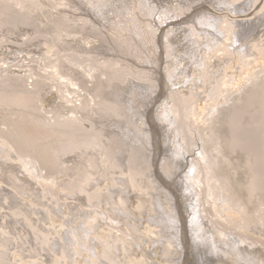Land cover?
I'll list each match as a JSON object with an SVG mask.
<instances>
[{"label":"bare ground","instance_id":"1","mask_svg":"<svg viewBox=\"0 0 264 264\" xmlns=\"http://www.w3.org/2000/svg\"><path fill=\"white\" fill-rule=\"evenodd\" d=\"M7 1L9 2L12 1V2L8 4ZM7 1H6L7 3L4 6L3 5L0 6V16L6 13L4 12L6 8L8 10H14L15 14L18 13V11L14 9L13 7L14 5L20 7V10H23L25 8L30 9V7H27L26 1L24 0H7ZM55 1L60 3L59 0H55ZM60 1L61 2L64 1L65 5L62 4L56 5L54 2L55 6L59 11L65 10L66 12L69 13L74 12V15L78 19L80 20L82 19L81 16H79L81 14L78 13V12L83 13L85 11V9L82 8L83 6L82 2L80 1L69 2L67 0H60ZM220 1H222V4L221 5L219 4L220 5L219 9L212 8L215 11L210 9L211 7L210 8L208 7L209 0H185L184 1L185 3L171 0L170 4H169V0H86L84 3L87 5L88 9L91 10L93 14H95L94 16H99L100 18H102L101 20H103V22L105 23L104 27L101 26L103 25L101 21L100 22L102 24L98 23V25H100L102 29L103 28L106 29L108 26H110L115 28V30L117 29L121 31V33L124 34L128 33V37L130 36V34H132V36L129 37L132 43L136 42L134 40L135 39L134 36L137 35L138 38H140L139 39L140 43L144 44L143 46L145 48V52L144 51L142 52L143 54H145V56L148 54L146 57L148 60L147 64L150 66V68H152V70L157 72L156 64H160L159 62H161V60H164L165 62L167 61L166 65L165 62L161 63L163 64V66L165 65V68L162 71H164V73L169 77V79L168 78L167 79L170 81L169 86H171V88H173V85H177L178 83L182 84L185 81L184 79H186L187 87L186 88L176 87L174 90L172 89L173 91H171L170 93L168 92L169 95L167 94V98L164 102V105L161 104V106L158 107L159 110L156 111L157 113L156 117L159 120V123L162 125L161 129L164 134L163 150L165 151L164 152L161 151V153L166 152L165 157L166 158L168 157L167 159H170L173 163L175 162L178 163V165L182 163L181 168H183L185 166H188L186 164V161L190 162L189 156L191 155L195 156V154H192L193 150H191V147L199 146L200 143L198 144V142H201L200 157L198 158L194 157L193 159H191L189 165L193 168L188 175L184 174L179 178L180 174L177 170L173 168L174 164L172 163L173 164L172 173H175L176 177L173 179V177H170L168 175L169 177L167 178L169 180H172L173 182L177 178H179L177 182L176 181L174 182V185L176 186V189L179 192V195L178 194H177L178 196L176 195L177 197L175 196L173 197L175 200L172 203L173 209L175 208L174 213H171L167 207V204L165 205V202L162 201L164 197L163 199H161L162 192L160 187L164 186L163 181L159 180L160 177L158 176L156 171L153 174L152 179L155 182L156 187L158 188V192L154 193L157 199L156 204L157 207L159 209L161 208V210L165 214H163L164 216H162L161 214H150V213L148 214L147 213L148 210H147L146 215L148 214L153 222L163 225L164 226V227L162 226L163 230L167 231V233L168 231L170 232L168 234L166 233L167 235L165 234L164 236L162 235L161 238L159 236L157 237L158 234L157 232H159V230H151L150 235L151 236L154 235L153 236L154 243L152 246V251L148 253L144 252L145 250L142 248L141 242H138L136 239L131 237L128 238V248H127L128 259L126 260L122 258L124 255V249L119 246V251H118L116 249L117 246H115L114 243L115 240L113 239L114 238L113 235L108 233L106 238L102 239L101 242L102 248L104 250L103 254L106 260L104 261L103 264H150V262L151 263L153 262V258L150 256V254H152L153 257H157L158 249L163 250V254L161 256L162 259L166 261L170 260L173 262V264H182L184 262V261L181 262L183 259L179 262V259L176 257V253H177L176 249H178L177 248L178 246L176 245L177 242L183 241L182 239V237L184 236L183 230L185 229L188 230V231L185 230L186 231L185 236L187 235V241L189 242L190 245L189 248L190 255H192V258L193 257L195 258L197 264H259V262L260 264H262V262L264 264V260H263L264 244L261 243L260 241H256L255 239H253V237H247V236L241 237L237 233L234 234L227 227L229 225V222L226 219V217L232 216L229 213V210L234 211L236 215L237 213L245 214L246 210L245 209L242 210L241 208L244 205L241 206V203H235L234 206L239 207V209H235L233 204L232 203L230 204V201L228 199L225 200L226 198L225 199L223 198L224 194L220 192L219 193L222 194L223 197H221L219 194L218 195L219 202L216 201L217 200L216 190H218L219 187H224V186L225 188L227 187L226 185L227 182L225 183L224 179L222 180L223 177L222 172L229 167H233L236 171V175L241 179V183L245 188L247 200L250 204L257 203L261 195L264 194V182H263L264 175L260 174V172H258L256 169V164L259 162L256 143L259 142L261 137H264V120L260 118V115L262 113L264 114V65L262 67L260 66L258 69H254V70L252 69L253 71L250 73L249 72L245 73L248 76L246 82L249 84L244 87L242 86L237 87L234 91L240 90V92H238V94L235 96H233V92L232 93L227 92L228 95L227 94L223 95L222 93L225 92L224 89L228 87L232 88L237 84L236 78H234L235 80L233 79L234 84L231 83L232 80H230L229 78L224 80L222 84L216 82L210 83V81H212V78L214 77L212 75V71H214V75H216L217 71L214 69H217L219 72L222 66H226L225 65L226 61L229 60L232 61L228 66L230 68H234L235 66L234 60L236 57V62L238 64H242V62L245 61L244 62V64L246 63L245 67H248L247 65L249 61L248 59L245 60L246 55H248L246 58H249L250 55H254V54H257L258 56L261 57L260 52L264 53V47H262L264 45V37L261 38L260 40L259 39L256 40V42L252 45L251 48L247 47L241 49L242 53L240 52L236 53L237 49L236 51H232L236 47H234V45L231 44V40L234 39L233 43L238 44L237 47H240L239 43L242 41L243 38H246L247 36L249 37L250 35L248 34H252L253 31H257L258 29L262 28V25L264 24V0H250V1L245 0L243 3L240 4L236 3L239 0H220ZM44 3H46V1H44ZM244 3L246 4L250 3L248 9H245V7L243 8ZM32 4L36 8H38L40 4V0H32ZM68 5L72 7H67ZM257 7H259L258 10H260V8L263 9L262 10L263 13L261 14V16L258 14L254 19L248 18L245 19L244 21H240L236 19L237 17H240L239 13L248 12L249 10H253L252 13L249 15V17L254 16ZM42 9L44 8L42 7ZM216 10L220 11V13L217 12ZM9 14H11L10 16L11 19L7 20V22H4L0 18V21L2 23H6L7 25H9V27H14L13 28L14 30H23L25 28L24 27L25 24L21 23L18 17L22 15H16L15 17L12 15V13ZM46 15L47 14L44 13L43 16L44 19H48ZM52 23L53 25L56 26V28L62 25L61 30L66 31L65 29H63L66 28L64 24H59L58 22H52ZM107 30L106 32L109 33L108 32L109 30L108 31ZM160 36L162 38V41L164 40L163 44L165 46V50L163 48V51L161 49L162 44L160 45L161 43ZM163 52L165 54V59H163L162 57ZM207 53H209L210 56H213L215 54H219V56H222L221 55L222 53L227 56L223 58V60L220 62L217 60L218 68H216L215 67L216 65H214L215 68L213 70H209V67L211 68V65L213 63L210 62V60H208L207 62H201L204 59H206L207 56L205 55H207ZM234 53H236V55H234ZM242 54L244 57L237 56ZM35 59L39 60L40 62L38 67L41 68V64H42V69L44 74L37 72L35 67L31 66L30 73L29 72L26 73V74H30L31 76L29 78L32 79V82L28 83L29 87L25 85L22 90H18V89H14L12 86H7V87L6 85L2 86L1 85L2 82L7 84L9 83V81L18 78V76L16 75L7 76L4 74L0 75V107L19 108L21 109L20 111L22 113L20 119L24 120L25 122L28 119L29 122L27 121L26 123L28 124L26 125L30 124L34 132L26 131L27 133L24 132V134H21V136L23 137L22 138L24 142L23 144H25L24 147L27 146V149L29 148L30 150H42V153L45 152L49 154H54L55 156H59V154L67 156L68 153L72 154L79 147L86 150L87 153L93 151L92 152L93 154L90 156V158L88 155L86 157L88 159L89 166L88 165L78 166L77 169L70 170L68 171V173H70L73 176H76L75 177L76 181L82 182L83 184L91 183L92 189L93 190L96 189L95 192L93 193L94 195H98L100 193H102V195L103 193L106 194V191L103 188L99 189L97 187L98 184H100L99 182L96 183L89 179L92 173L89 171L88 168L94 167L93 158L97 157V155H95L94 153L99 154V152L103 151V155L108 157L107 147L104 146L102 143H100L99 140H97L95 136H93V134H90L89 132L87 134H84L83 131L84 128L86 129L94 128L93 125L90 123V121L93 120L94 122H98L96 117L100 115V112L98 110L99 108L96 109L97 106L99 105L96 102V98L93 97L92 99H88L84 94L83 95L80 94L81 89H88V88L86 87V85L84 86L80 84L83 83V81H81L82 78L81 79L78 78L77 74L74 73L76 72V70H78L77 68H79L77 65L76 67L75 66L68 67L66 62L65 61L63 62L59 57L57 60L53 61L52 63L51 62L46 63L44 60H47L48 57L46 56L44 57V54L36 55ZM70 60H73L74 63L81 64L86 70H88V72L83 71V73L87 74L88 77L93 78V81L96 80L98 76H101L102 74L104 75L103 71H101V68L98 65L96 66V63L95 64L78 63V59H76L75 57H70ZM256 61L257 60L255 58L253 62ZM190 65L192 67L191 69H188ZM203 65H205V68H201V66ZM21 70L24 69L21 68ZM152 70H147V71L153 73L154 71ZM208 70L211 72H208ZM201 73L202 75H200ZM209 73L211 75H209ZM205 75H207V77ZM201 76L202 78H200ZM216 77L218 76L216 75ZM50 78H54L56 83H58L61 87L62 85L63 87L66 86V89L63 90L66 93L69 92L70 86H72V89L77 87V90L75 91H77L78 93L79 101H76V103H80V101H83V99L85 98V102L83 104L71 105L69 107L70 116H67L68 113H66V115L62 113H57L49 117L47 116L48 113L51 114L52 112L46 111V115H45L42 109L37 105L38 101L43 100L42 97H43V92L46 89L45 86H48L45 84L44 81L49 80ZM157 80L159 81V79ZM132 82L134 84L132 88L140 87L139 89H137L141 94V98H139L141 99L140 102H142V104H146L147 97L145 98L144 94L150 88L151 89H155V88L154 87L149 88V84L142 83L141 81H132ZM188 82H192V83L188 84ZM197 83L202 85L196 86ZM207 83H209V88L213 87L215 83V87L211 91L210 99L212 102L218 101L217 104L210 103L211 106L209 108L207 105H204V103L202 102L201 95L204 92L199 91L202 89H206ZM126 87H128V84H126ZM207 93L208 90L205 91V94ZM149 94L152 93H148V96ZM134 95L135 94L132 93V97ZM49 97L50 95H48L46 102H48ZM150 97L151 96H149V98ZM127 98L129 99V97ZM222 99H224V102H221ZM147 105L148 104L143 105V107ZM143 107H139L134 103V106L132 108H134V112L136 113L137 112L146 113L144 112L145 111L144 109L146 107L144 108ZM198 108L200 109V111H196ZM132 110L131 111L128 110L130 113L132 112V116L130 115L128 116V121H131L133 119H139V116H137V114H135ZM198 112L201 113L199 117H197ZM173 119H175L176 121L179 120L180 126H182L181 129H179L180 127L173 128L170 126L171 125L170 123H167L168 121H172ZM199 122L202 123V125H200L201 127H199V125H196V123ZM123 124L124 127L121 129L120 132L122 133L130 132L128 123L125 122ZM147 126L152 130L149 124ZM114 129L115 127L104 128V131H106L107 133V132H112ZM42 130L44 132H41ZM144 131H143V135H136V133H134L133 130L131 131V134L133 135L134 138H138L139 140L142 141L140 144H138V141L134 143L137 145V147H139L138 149L147 148L148 151H150L149 149H152L153 144L150 143L151 138L149 137V133ZM174 131L177 132L175 134V137L173 136ZM248 132H251V134H248ZM5 136L6 135L2 136V139L7 141L9 144H11L13 148L10 149V152H12L17 156L19 155L20 160L23 159L24 152L26 151L24 147H22L23 146L22 143L20 146L19 144H16L15 141L12 142L11 139L9 140L8 137ZM57 139L65 140L67 144L65 143L64 146H62L63 148L60 147L61 149H57L52 144ZM80 141H81V145L78 146ZM174 141H176L175 143L177 144L178 148L173 144ZM208 144L210 146H208ZM136 145H134V147ZM171 153L175 154L176 157H174ZM0 158H2L0 159V163H1L0 168L2 172V173L0 172V179L10 184L14 189L21 188L22 186L29 189L26 183H29L32 186L36 183V185L40 187V185L34 180V178L32 177L29 171H26L25 169H21L24 174L16 172L17 164L11 161V158L9 157L6 151H4L3 156H0ZM30 159L33 162H29V163L23 162V163H28L26 167L29 166L34 168L36 167L45 168L43 165H41V162H39L37 158L35 159L30 158ZM167 159L161 167L162 170H164ZM79 160H81V158ZM120 160L122 164L125 165L126 168L128 167V169H130L131 166L129 165L130 162L129 158H128V164L125 159H120ZM170 160L168 161L170 162ZM200 160L201 162L202 161L206 162V167L204 168L201 167L200 165L201 162H198ZM64 166L65 164H63V167ZM18 167L21 168V165H18ZM138 169H140V167H138ZM191 175L193 177L189 178ZM127 179L128 182L121 181L120 185L122 184L121 186L127 187L129 191L127 192L124 189L125 187L124 188L120 187V191L126 195V198L128 194V202L131 203V197H132L131 190L134 189V187L135 188L137 186L140 187L143 183V179L141 178V175L135 171H133L132 176L128 177ZM190 181H193L194 184L197 182L196 183L197 186H194L193 182L190 183ZM199 183H201L202 186L204 185L203 188L204 190L206 189L205 192L206 191L210 192L209 194L207 193L209 195L208 198L210 200L209 199L208 201L206 200L207 196L206 198L205 196L202 198L201 194L204 193V190L200 189ZM229 186L230 185L228 182V187ZM84 187L90 189L89 187H87V185L86 186L84 185ZM0 196H2L0 197V199L1 198L3 199V197L5 196L6 198L9 197V199L14 205L17 204L19 200L17 195H15V193L8 188H6L5 193L3 192L2 195ZM202 199L204 200V207H206V210H203V203L200 204V201ZM81 201H82L81 196L77 195L76 200H74L70 205L69 208L74 214H76L77 212L78 213L80 212L79 214L83 213V211L80 209L81 206H79L81 203L78 204V202ZM85 201H88V199L86 198ZM144 207L145 206L142 205V201L139 202L138 211L139 210L142 211ZM147 207L152 209V204H148ZM124 208L125 207L122 208L118 205L115 208V210L122 212L130 210L128 208H127L128 210H124ZM74 209L76 211H74ZM55 210L56 209H54V211ZM40 212H43L45 217H48V211L41 209ZM57 212L59 215H61V212H59L58 210ZM130 212L127 213L129 217L128 221L131 222L130 227H132L131 228L132 231L136 233L138 231L137 225H139V227L142 226L145 220L141 221L140 218L133 217L134 215L132 214L133 215L132 216ZM85 213H87V211H85ZM79 214L76 215L77 219L85 218L84 216H81ZM116 214L117 212H115V215ZM123 215L124 214H122V216ZM110 218L112 221L115 222V219H113V215ZM10 222H12L11 217H10ZM170 223H172L173 226H175L176 224H180V227L178 226L179 227L178 229L176 228V226L170 227L169 226ZM167 226H169V228ZM110 227H111L110 229L117 231L116 234L120 232L123 233L120 227H116L115 225ZM1 229H3V226ZM41 230L42 231L37 230L38 236H40L39 234L43 233L47 229H45V227L42 225ZM83 231L85 232L86 230ZM128 231H129L128 236H132V234L130 233V228H128ZM76 234L79 236L80 233L78 234V231L76 233L73 232L74 237ZM68 236L71 239L70 235ZM87 238L88 236H86V239ZM91 239L95 242V245L93 246H95L96 249V246H98L96 238L91 237ZM144 240L148 242L147 239ZM132 242L134 243V246H132ZM59 244H60L59 246H62V243ZM59 246L57 245L56 249L60 248ZM0 248H2L1 244H0ZM137 248H139V253L143 252V258H141L138 255ZM260 248H262V250H260ZM90 251L91 249L90 250L85 249V252L89 253V255H87L88 256L87 259L89 260V262L92 263V257L93 256L96 257V256L94 253H90ZM41 254L45 258L40 257L41 259L38 258L36 260L33 258L34 260L31 259V261L27 262V264H33V263L36 264L37 260H41L40 264H52V263L54 264V262L55 263L57 262L56 261L57 259L54 260L53 258L54 256L51 254V252H49L48 249L45 252H41ZM119 254L121 256H119ZM75 255H77V253H75ZM3 258L4 256L0 255V259ZM74 260L77 261L75 257L73 258V261ZM152 264H159V263L156 262Z\"/></svg>","mask_w":264,"mask_h":264},{"label":"rangeland","instance_id":"2","mask_svg":"<svg viewBox=\"0 0 264 264\" xmlns=\"http://www.w3.org/2000/svg\"><path fill=\"white\" fill-rule=\"evenodd\" d=\"M6 1L7 0H0V6L2 5L4 6L7 2L8 4L12 2V1L10 2L9 1L6 2ZM24 1H26V5L27 7H30V9L25 8L23 10H20V7L14 5L13 6L14 9H16L18 13L15 14L14 10H8L6 8L4 12H6L7 14L4 13L0 16V18L4 22H7V20L11 19L10 17L11 14L9 13H12V15L15 17L16 15H22L18 17L20 19V22L25 24L24 26L25 28L23 30H14L13 29L14 27H9V25H7L6 23H2L0 21V75L4 74L7 76H11V75L18 76V78L9 81V83H7L8 85L3 82L1 83V85L2 86L6 85V87L12 86L14 89L22 90L25 85L28 86V83L32 82V79L29 78L31 75L26 74L28 72L30 73L31 66H34L37 72L44 74L42 69V64H41V68L38 67L40 62L39 60L35 59L36 55L44 54V57L45 56L48 57L49 60L48 59L44 60L46 63H50V62L52 63L53 61L57 60L59 57L63 62L64 61L66 62L68 67L70 66L76 67V65L79 67L77 68L78 70H76V72L74 73L77 74L78 78L80 79L82 78L81 81H83V83L80 84L84 86L86 85V87L88 88V89H81L80 94L82 95L84 94L88 99H92L93 97L96 98V102L99 104L96 109L99 108L98 110L100 112V115L96 117L98 122H94L93 120L90 121V123L93 125L94 128L92 129L84 128L83 130L84 134H87L88 132L90 134H93V136H95V138L99 140L100 143H102L104 146L107 147V152H108L107 153L108 157L103 155V151L99 152V154L94 153L95 155H97V157L93 158L94 167L88 168L89 171L92 173L89 179L96 183L99 182L100 184H98L97 187L99 189L103 188L106 191V194L103 193L102 195V193H100L98 195H94L93 193L95 192L96 189L94 190L92 189L91 183L83 184L82 182L76 181L75 180L76 176H73L70 173H68V171L70 170L77 169L78 166H82V165L89 166L88 159L86 157L88 155L90 158V156L93 154L92 153L93 151L87 153L86 150L79 147L72 154L68 153L67 156L62 154H59V156H55L54 154H49L45 152H43L45 153L43 154L42 150H30L29 148L27 149V146L24 147L25 144H23L24 142L22 140L23 137L21 136V134H24V132L26 131L34 132L30 124H29L30 126L26 125L28 124L26 123L28 119L26 122L20 119L22 113L20 111L21 109L19 108L0 107V145H1L0 156H3L4 151H6L9 157L11 158V161L17 164L16 172L24 174L21 169H25L26 171H29L32 177L34 178V180L40 185L39 187L36 185V183L33 186L30 185L29 183H26L29 189L25 188L24 186L22 187L19 186L21 188L14 189L10 184L0 179V195H2L3 192L5 193V189L8 188L11 189L15 193V195H17V197L19 198L18 203L15 205L11 202L8 196H7L8 198H6L5 196L3 197V199L2 198L0 199V244L2 245V248H0L1 251L0 255L4 256L3 259H0V264H27V262L31 261V259L33 258L35 260L38 258L41 259L40 257L45 258L44 256H42L41 252H45L47 249L54 256L53 257L54 260L57 259L56 260L57 262L56 263L54 262V264H103L104 261L106 260L103 254L104 250L102 248L101 242L102 239L106 238L108 233L113 235L114 237L113 239L115 240L114 242L115 246L118 247V248L116 247V249L119 251V246L124 249V255L122 258L125 260L128 259L127 248H128V238L130 237L142 243V248L145 250L144 251L145 253L151 252L154 243L153 242L154 235L153 236L150 235L151 230H159L160 233L157 232L158 233L157 237L158 236L161 237L162 235L164 236V234L167 235L170 232L168 231L167 233V231L163 230L164 226L159 223L153 222L152 219H150V216L148 215L149 213L161 214L162 216H164L163 214H165L163 213L161 208L159 209L157 207L156 204L157 199L154 193L158 192V188L156 187L155 182L152 179L154 172L155 171L157 172L158 176L160 177L159 180L163 181L164 183V186L160 187L162 192L161 199H163L164 197L162 201L165 202V205L167 204L169 211L171 213H174L175 208L173 209L172 203L175 200L173 197L174 196L177 197L179 195V192L177 191L174 182L175 181L177 182L179 178L184 174L187 175L189 174V172L193 168L189 165L191 159H193L194 157L195 158L200 157V153H201V148H200L201 142H198V144L200 143L199 146L191 147V150H193L192 154H195V156L192 155L189 156L190 162L186 161V164L188 166H185L183 168H181L182 163L178 165V163L176 162L173 163L170 159H167L168 157L167 158L165 157L166 152L161 153V151L162 152L165 151L163 150L164 134L161 129L162 125L159 123V120L156 117L157 114L156 111L159 110L158 107H160L161 104L164 105L168 92L170 93L176 87L177 88L187 87L186 79H184L185 81L182 84L178 83L177 85H173V88H171V86H169L170 83V81L168 80L169 77L164 73V71H162L164 70L167 61L165 62L164 60H161V62H159L160 64H156L157 72L152 70V68H150V66L147 64L148 61L146 58L148 55L147 52H146L147 54L146 56L142 52V51L145 52V48L143 46L144 44L140 43L139 40L140 38H138V36L135 35L134 40L136 42L132 43L129 38L130 36H132V34H130V36L128 37V33L124 34L116 29L118 31L117 32L115 28L110 26L107 27L109 31L107 30V28L102 29L105 23L103 22V20H101L102 18H100L99 16H94L95 14H93V12H91V10L88 9L87 5L84 4L86 0L85 1L67 0L69 2L80 1L83 3L82 8H84L85 9L84 12L87 13L78 12L81 14L79 15L82 18L81 20L74 15V12L69 13L66 12L65 10L59 11L57 9L55 4L65 5L64 1L61 2L59 0L60 3H58L55 0H40V4L38 8H36L32 4V0H24ZM44 1H46L47 5L46 3H44ZM175 1H179L183 3L185 0H175ZM244 1L245 0H239L236 3L240 4L243 3ZM246 1H250V0H246ZM170 3L171 0H169V4ZM217 4L221 5L222 1L209 0L208 7L209 8L211 7L210 9L212 8L219 9L220 5L218 6ZM249 5L250 3L248 4L244 3L243 8L245 7V9H248ZM42 7L44 9H42ZM67 7H72V6L68 5ZM258 8L259 7H257V9L255 10L254 16L249 17V15L253 11V10H249L248 12L239 13L240 15L239 14L238 15L240 17H237L236 19L240 21H244L245 19L248 18L254 19L258 14L261 16V14L263 13L262 12L263 9L260 8V10H258ZM214 9L212 10L215 11ZM217 12L220 13V11ZM44 13L47 14L46 16L48 17V19H44L43 17ZM100 21L103 23V25H101L102 27L98 25V23L102 24ZM52 22H58L59 24H64L66 28L63 27L62 28L65 29L66 31L61 30L62 25L60 26L58 25L59 27L56 28V26L53 25ZM101 29L104 31H102ZM106 30L109 33H107ZM124 35L127 37H125ZM248 35L250 36L243 38L241 41L242 43L241 42L239 43L240 47H237L238 44L233 43L234 39H232L231 44H233L234 47H236L232 51H236L237 49L236 53L239 52L242 53L241 49L247 47L251 48L252 45L256 42V40L258 39L260 40L261 38H263L264 24L262 25V28L258 29L257 31H253L252 34H248ZM163 41L160 36V42H161L160 45L162 44L161 45L162 51L163 48L165 50ZM262 47H264V45ZM164 52L162 53L163 59H165ZM236 53H234V55H236ZM221 55L222 56H219V54H215L213 56H210V54L207 53V55H205L207 56L206 59H204L201 62H207L208 60H210V62H212L213 64L211 65V68L209 67V70H213L215 67L218 68V61L219 62L222 61L223 58L227 56L223 53ZM260 55L261 57L258 56L257 54L250 55L249 58H246L248 56L246 55L245 60L248 59L249 61L247 65L248 67H245L246 64V63L244 64L245 61H243L242 64H238L236 62V57L234 60V65H235L234 68H230L228 66L232 61L229 60L226 61V63L224 61L226 66H222L219 72L217 69H214L217 71L216 75L218 77H216V75H214V71H212V75L214 77L212 78V81H210V83L216 82L222 84L224 80L229 78L230 80H232L231 83L234 84L233 81L235 80L234 78H236L237 84L232 88H229L227 86L228 88L224 89L225 92H223L222 94L228 95V93L233 92V96L237 95L238 92H240V90L234 91L237 87L240 86L244 87L249 84L246 82L248 76L245 73L246 72L250 73L254 69H258L260 66L262 67L264 65V53L260 52ZM237 56L241 57L243 56V54ZM70 57H75L76 59H78V63H86V64L96 63V66L98 65L101 68V71H103L104 75L102 74L101 76H98V78L94 80L95 81L94 83L93 78H90L88 77L87 74L83 73V71L88 72V70H86L81 64L74 63L73 60H70ZM255 58L257 61L253 62ZM162 62H165L164 66L163 64H161ZM214 65L216 66L214 67ZM191 67L192 66L190 65L188 69H191ZM21 68L24 70H21ZM201 68H205V65L201 66ZM147 70H152L155 73L154 72L151 73L150 71L148 72ZM209 70L208 72H211ZM200 75H202V73ZM209 75L211 74L209 73ZM205 76L207 77V75ZM200 78H202V76ZM50 79L44 81L45 84L48 86H45L46 89L43 92V97H42L43 100L38 101L37 105L42 109L45 115H46V111L52 112L51 114L48 113L47 116L49 117L57 113H62L64 115L68 113L67 116H70L69 107L71 105L83 104L85 102V98L83 99V101H80V103H76V101H79L78 93L77 91H75L77 90V87L72 89V86H70L69 92L66 93L63 91L66 89V86L63 87L62 85L61 87L58 83H56L54 78H50ZM157 79H159V81ZM85 80L88 82V84ZM132 81H141L142 83L149 84V88L150 87L155 88V89L150 88L152 91L149 89L147 90L148 92L146 91V93L144 94V97L145 98L147 97L146 104H148L147 106H144L146 107L144 109L145 110L144 112H146L147 114L143 112L136 113L134 112V108H132L134 106V103L139 107H143V105H146L140 102L141 99L139 98H141V94L139 93V90H137L140 87L132 88V86L134 85ZM190 83L192 82H188V84ZM126 84H128V87H126ZM199 85L202 84H198V83L196 84V86ZM214 87H215V83L213 87L210 88H209V83H207L206 89L201 88L202 90H199L200 92L202 91L204 92L201 95L202 102L204 103V105H207L208 108L211 106V104H217L218 102V101L212 102L210 99L211 91L214 89ZM207 90L208 93L205 94V91ZM132 93L135 94L133 97H132ZM148 93H152L149 94V96H151L150 98H152L153 96L152 99L149 98ZM48 95H50V97L48 98V102H46ZM127 97H129V99ZM221 102H224V99H222ZM130 109L131 110L133 109L132 111L135 114H137V116H139V119H133L131 121H128V116L129 115L132 116V112L131 113L129 112L131 111ZM196 111H200V109L198 108ZM200 115L201 113L198 112L197 117H199ZM260 118L264 120L263 113L260 115ZM125 122L128 123L130 132L122 133L120 131L124 127L123 123ZM167 123H170L171 124L170 126L173 128L180 127L179 129H181L182 127L180 126L179 120L176 121L175 119H173L172 121H168ZM148 124L150 125L152 130L147 126ZM196 125H199V127H201L200 125H202V123L199 122L196 123ZM110 127H115V129L112 132H107L108 133L107 134L106 131H104V128H110ZM132 130L134 133H136V135H143V131L149 133V137L151 138L150 143L153 144L152 149H149L150 151H148L147 148L138 149L139 147H137V145L134 143L138 141V144H140L142 141L139 140L138 138L133 137V135L131 134ZM41 132L44 131L42 130ZM176 133L177 132L174 131L173 133L174 137ZM3 134L6 135L5 137H8L9 140L11 139L12 142L15 141V143L19 144L20 146L22 143L23 145L22 147H24L26 151L24 152L23 159L20 160L19 155L17 156L12 152H10V149H13L12 145L9 144L4 139H2V136H4ZM248 134H251V132H248ZM175 142L176 141H174L173 144L177 146ZM65 143L67 144L65 140L57 139L52 144L55 148L61 149L63 148L62 146H64ZM131 143L133 146L131 145ZM256 144H257L256 145L257 154L259 156V162L256 164V169L258 172H260V174L264 175V149H263L264 137H261L259 142ZM80 145H81V141L79 142L78 146ZM134 145L136 146L134 147ZM208 146L210 145L208 144ZM171 154L174 157H176L175 154L173 153ZM30 158L33 159L37 158L39 162H41V165H43L45 168L43 167L34 168L29 166L26 167V165H28L29 162H33ZM80 158L81 160H79ZM128 158L130 159L129 162V165L131 166L130 169H128V167L126 168L125 165L122 164L120 160V159H125L128 164ZM166 159L167 162L165 164L164 170H162L161 167L163 163H165ZM168 160H170V162ZM23 162H28V163H23ZM198 162H201V160ZM63 164H65L64 167ZM18 165H21V168L18 167ZM172 165L174 166L173 168L177 170L180 174L179 178H177L174 182L167 178L169 176L173 177V179L176 177L175 173H172ZM200 165L202 168H204L206 167V162L202 161ZM138 167H140V169H138ZM133 171L141 175V178L143 179V183L140 187L137 186L136 188L134 187V189L131 190L132 197L130 203L128 202V194L126 198V195L120 191V187L121 188L125 187V186H121L122 184L120 185V183L121 181L128 182L127 178L132 176ZM0 172H1V168H0ZM222 176H223L222 180L224 179L225 183L227 182L226 184L227 187L226 188L225 186L219 187V189L216 190L217 191L216 201L219 202L218 195L220 193H223L224 197L222 194H220V196L223 197L224 199L226 198L225 200L228 199L230 201V204L232 203L234 206L235 203H241V206L244 205L241 207L242 210L244 209L246 210L245 214L237 213V215L234 213V211L229 210V213L232 216L226 217V219L229 222V225L226 226L234 234L237 233L241 237H246V236L253 237V239H255L256 241H260L261 243L264 244V194L261 195V197L259 198L260 200L258 199L260 204L258 201L255 204H250L246 197L245 188L241 183V179L236 175L235 169L233 167L226 168V170L222 172ZM192 177L193 176L191 175L189 178ZM192 182L193 181H190V183ZM228 182L230 185L229 187H228ZM196 183L194 184L193 182V185L197 186ZM84 185L85 186L87 185V187H89L90 189L85 188ZM199 185H200V189L204 190L203 188L204 185L202 186L201 183H199ZM124 189L127 192L129 191L127 187H125ZM205 190L204 193L201 194V196L202 198L204 196L206 198L207 196L206 200L208 201L209 199L208 194L210 192L207 191L205 192ZM77 195H80L82 198V201L78 202V204L81 203L79 206H81L80 209L83 211L82 214H79L80 212L77 213L81 216H84L85 218L77 219L76 215L78 214L76 212H75L76 214H74L69 208L72 202L76 200ZM86 198L88 199V201H85ZM141 201H142V205H144L145 207L144 209H142V211L140 210L138 211V205L139 202ZM202 203H203V210H206V207H204L203 199L200 201V204ZM148 204H152V209L147 207ZM118 205L122 208L125 207L124 210H128V209L130 210L124 212L118 210L116 211L115 208ZM234 207L235 209H239V207L237 206ZM41 209L48 211V217H45L43 212H40ZM54 209L56 210L54 211ZM84 209L85 211H87V213H85ZM57 210L61 212V215L58 214ZM74 211L76 210L74 209ZM146 211L148 213L147 215H146ZM115 212H117V214L119 213L118 216L117 214L115 215ZM128 212H130L131 215L133 214L134 215V216L132 215L133 217L140 218L141 221L145 220L143 225L140 226L142 228H140L139 225H137L138 231L136 233L133 232L131 229L132 227H130L131 222L128 221L129 219L127 215ZM8 214L11 217L12 222H10V217L8 216ZM122 214L124 215L122 216ZM112 215H113V219H115V222L112 221L110 218ZM13 221L16 224H14ZM42 225L47 230H45L43 233H40L39 234L40 236H38L37 230L42 231L41 230ZM113 225H115L116 227H120L123 233L120 232L116 234L117 231L110 229L111 228L110 226ZM2 226L3 229H1ZM169 226L172 227L173 226L172 223H170ZM169 226L167 227L169 228ZM175 226L178 229L180 227V224H176ZM128 228H130V233L132 234V236H128L129 234ZM83 230L86 231L84 232ZM185 230H183L184 236L186 231H188ZM77 231L78 234L80 233L79 234L80 237L77 234L75 235V237L73 236V232L76 233ZM68 235H70L71 239L69 238ZM86 236H88L87 239ZM91 237L96 238V241L98 243L96 249L95 246H93L95 245V242L91 239ZM183 237H182L183 239L182 242H177L176 246H178L177 247L178 249L175 248L177 250V253L175 250L176 257L179 259V262L183 259L181 261V262L184 261L182 264H197L195 258L194 257L192 258V255H190V251H189L190 245L189 242L187 241V235L185 236L186 239L185 237L184 238ZM144 239H147L149 243L146 242ZM59 243H62V246H59L60 245ZM57 245L60 248L57 247L58 249H56ZM132 246H134L133 242H132ZM85 249L87 250L91 249L90 253L95 254L96 257L93 256L94 254L92 255L93 256L92 263L89 262V260L87 259L88 257L87 255H89V253H86ZM137 249H138L137 251L138 255L141 258H143V252L139 253V248ZM260 250H262V248H260ZM75 253H77V255H75ZM162 254H163L162 249L157 250V257H153V255L150 254V256L153 258L152 263L158 262L159 264H171V263L173 264V262L170 260L166 261L162 259L161 257ZM119 256L121 255L119 254ZM72 257L73 258L75 257L77 261L75 260L73 261ZM40 262L41 260H37L36 264H40ZM152 263L150 262V264Z\"/></svg>","mask_w":264,"mask_h":264}]
</instances>
